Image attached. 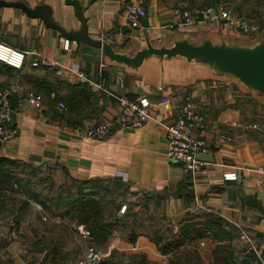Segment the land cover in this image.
Returning a JSON list of instances; mask_svg holds the SVG:
<instances>
[{
  "label": "crops",
  "instance_id": "crops-1",
  "mask_svg": "<svg viewBox=\"0 0 264 264\" xmlns=\"http://www.w3.org/2000/svg\"><path fill=\"white\" fill-rule=\"evenodd\" d=\"M9 1L50 5L61 26L67 30L80 27L74 6L65 0ZM127 1L80 0L90 35L111 42L107 35L114 34L112 48L128 57L148 44L171 46L181 39L246 47L264 41L257 35L239 34L222 22L170 28L175 19L172 7H192L191 0H144L146 15L130 27L125 21ZM184 28L187 32H182ZM7 36L13 44L5 40ZM0 40L26 54L19 69L0 62V88H9L11 125L16 129L13 139L1 143L0 155L41 164L61 178H117L135 192L134 201L143 193L157 194L158 210L173 232L179 230L180 219L193 214L204 218L209 212L219 218L214 228L222 238L208 230L204 237L186 240L175 253H161L144 227L135 242L122 241L121 235L113 233L109 239L116 242H107L102 260L107 264H240L252 250L264 260V215L246 201L255 194L264 204V127L257 115V97L264 96V91L213 63L182 55L151 54L137 67L105 56L101 62L108 65L105 67L83 58L75 42L68 41L66 47L67 39L58 30L14 6L0 7ZM38 55L58 59L60 73L52 67L33 66L31 61ZM112 65L122 67V72ZM120 95L146 96L149 121L140 127L115 124L103 138L87 137L93 123L116 116V97ZM186 100L194 103L205 120L208 149L202 154L207 159H202L204 163L195 173L164 153L165 125L175 117L173 104ZM59 102L67 109H60ZM225 170H235L237 177L225 179ZM52 219L63 220L59 215ZM13 234L0 228V238H8L0 243V264H26L36 257L39 264L59 262L57 254H34L32 243L17 242Z\"/></svg>",
  "mask_w": 264,
  "mask_h": 264
},
{
  "label": "built area",
  "instance_id": "built-area-1",
  "mask_svg": "<svg viewBox=\"0 0 264 264\" xmlns=\"http://www.w3.org/2000/svg\"><path fill=\"white\" fill-rule=\"evenodd\" d=\"M144 0H129L124 5L125 21L127 26H134L140 23L142 17L146 15ZM174 20L169 23L170 28L186 27L197 24H207L212 22H222L228 25L239 34L257 35L264 39V15L257 20L250 16L234 14L224 5L205 4L189 7L177 4L172 7ZM66 47L68 40H65ZM26 60L25 51L9 45L0 40V61L13 68H21ZM33 66H48L55 68L56 73H60V63L58 59L46 55H38L31 61ZM82 80L86 77L81 76ZM119 111L115 117H110L93 123L86 131L89 138H103L115 124L122 126L140 127L151 118L150 100L146 96L128 97L120 95L116 97ZM60 109H67L63 102H59ZM175 117L165 125L166 147L164 150L167 158L182 162L186 171L195 173L204 163L199 155L208 149L204 137L205 120L198 112L194 103L190 100L175 102L173 104ZM13 108L9 101V88H0V141H9L16 135V129L11 125ZM225 179H235V170H225ZM40 210L42 206L38 205ZM125 209V205L121 210ZM44 214V212H43ZM43 218H47L43 215ZM91 232L82 228L79 236L88 238ZM250 248L247 249L249 253ZM105 251L94 245H87L78 264H99L104 258ZM26 264H38L37 262H27ZM255 264H264L260 259Z\"/></svg>",
  "mask_w": 264,
  "mask_h": 264
},
{
  "label": "trees",
  "instance_id": "trees-1",
  "mask_svg": "<svg viewBox=\"0 0 264 264\" xmlns=\"http://www.w3.org/2000/svg\"><path fill=\"white\" fill-rule=\"evenodd\" d=\"M196 1L191 0L190 6L193 7V4L204 5L198 4ZM233 13L236 14L235 12ZM4 64L7 65L6 63ZM46 169L41 164H32L18 158L0 155V199H13L14 201L15 196L13 193L16 191L21 192L24 194L25 202H39L43 208L41 211L49 212L53 216L59 215L62 219H77L79 223H82L91 230L92 242L97 245L106 239L108 241L109 237L115 232L124 236L129 242H135L136 238L141 234L139 227H145L147 229L145 235L164 254L169 252L175 253L186 240L190 242L204 237L208 234V230L213 231L214 237L222 238L214 228V226L218 225L219 218L209 212L205 213L204 218H199V214H193L191 217L180 219L179 230L173 232L171 223L158 210L160 196L157 194L143 193L139 201L131 202L133 205H130L132 206L130 209L126 205L125 210H123L120 216L107 213L105 211V199L102 196L95 197L93 195L95 193L93 191L94 186L90 187V185L91 183L104 180H107V182L113 180L122 182L117 178H89L79 180L66 175L60 183L67 180L72 182L71 185L64 186L63 184H59L56 188L50 190L52 194L39 192L31 186L34 180L29 176H33L34 179L38 178L39 183L47 182L49 175L44 171ZM39 172L42 174L41 176ZM75 187L78 189L77 191L73 190ZM151 200L154 201L153 205L150 204ZM136 205H139L138 209H134ZM41 211L39 214L42 217L43 214ZM18 220V217L16 222L12 219L8 224L9 227L20 223V220ZM55 223L62 224V222ZM43 231L45 234L48 229L45 227ZM48 237H52L51 234L43 236L47 241ZM41 243L42 240L32 242L33 248L40 247L38 250L42 251L45 248V243ZM53 246L57 248L56 246L58 245L54 244ZM54 247L50 251L52 254L56 252ZM99 264H107V260H101Z\"/></svg>",
  "mask_w": 264,
  "mask_h": 264
},
{
  "label": "rangeland",
  "instance_id": "rangeland-1",
  "mask_svg": "<svg viewBox=\"0 0 264 264\" xmlns=\"http://www.w3.org/2000/svg\"><path fill=\"white\" fill-rule=\"evenodd\" d=\"M196 2L198 4L204 5H224L231 11L235 12L237 15L250 16L257 20L261 19L264 15V0H197ZM182 32H187L186 28L182 29ZM249 42L252 43L253 41ZM258 107L259 110L257 112V115L259 116L261 126L264 127V96L257 97V109ZM44 171L49 175V180H47V182L45 181L43 183H39L38 178L34 179L33 176H29L32 180H34V183H32L31 186L39 192L52 194L50 190L56 188L59 184H63L64 186L72 184V182L67 180L60 183L63 178L55 175L48 169ZM39 175L41 176L42 174L39 172ZM92 186H94L93 191L95 192L93 195L97 198L99 196H102L105 199V211H107V213L120 216L123 213V211L121 210L123 205H125V208L126 205H128L129 209L130 207H132L130 205H133V203L131 202L134 201L132 197L135 195V192H133V190L129 188V186L124 182L115 180L107 182V180H104L96 183H91L90 187ZM73 190L77 191L78 189L75 187ZM13 195L15 196L14 201L13 199H0V228L10 229V232H14L15 234H13L12 237L18 239L17 242L20 243L29 244L35 242L36 240H42L41 244L45 243V248L41 252H45V254L47 255H51L50 251L54 247V244L58 245L56 246L58 249L54 247L56 252H54L53 255L56 256L55 254H57L59 262L45 260L44 264H78V261L81 258L87 245H94L96 247L102 248L104 251L106 250L107 252V242H116L115 239H108V241L106 239L101 244H94L92 242V234H90V236L86 239L79 236V231L82 228L88 230L90 229L82 223H79L77 219L63 218L62 221H56L55 219H52V214L40 210L38 205L41 206V204L39 202H25L23 196L24 194L21 192L16 191L15 193H13ZM40 211L42 212V214L44 212L43 215H46L47 219L43 218V215L42 217L40 216ZM155 214L159 216L157 213ZM17 217L19 218L20 223L14 224L13 226H11L12 228L9 227L8 224L12 221V219L14 220V222H16ZM53 221L62 222V224L55 223ZM45 227L46 229H48V231H46V233L44 234L43 229ZM141 228L142 227H139V229ZM12 229L13 231H11ZM143 229H145V227ZM50 234L52 237H48V241L46 240V238H43L44 235ZM115 234L119 233L115 232ZM123 238L125 239V237L122 236L120 240H122ZM7 241V237L0 238V243L4 244ZM39 248H33V253L38 254L40 251L38 250ZM39 259L40 258L38 257L31 258L29 262H37L39 264Z\"/></svg>",
  "mask_w": 264,
  "mask_h": 264
},
{
  "label": "water",
  "instance_id": "water-1",
  "mask_svg": "<svg viewBox=\"0 0 264 264\" xmlns=\"http://www.w3.org/2000/svg\"><path fill=\"white\" fill-rule=\"evenodd\" d=\"M66 4L74 6V15L80 22L78 29H66L61 26L52 16V8L47 4H37L29 6L22 1L0 0L1 6H14L21 8L29 17L41 18L47 27L56 29L60 35L69 41L76 43V49L81 50L82 57L93 62L102 64L108 67L105 63H101L103 57L119 63H124L132 67H137L143 59L151 54L161 56L182 55L187 59H197L204 62H210L217 67L231 72L238 76L241 80L253 86L254 88L264 91V41L252 46L228 45L225 42L215 44L210 40H205L202 43L195 44L186 39L176 40L171 46H152L148 44L140 49L134 57H128L125 54H120L112 48V41L116 40L114 34L107 35L111 42H106L102 38L92 37L88 32L87 19L83 12V6L80 0H65ZM10 44L11 36H7ZM111 68L115 71L123 70L122 67L112 65ZM13 118V114H12ZM0 141V145H1ZM201 159H207L206 154L199 155ZM192 192L193 189H190ZM249 205L256 207L264 215V204L255 195L251 194L246 197ZM260 258L255 250H252L250 255L242 257L240 264H254L259 262Z\"/></svg>",
  "mask_w": 264,
  "mask_h": 264
}]
</instances>
